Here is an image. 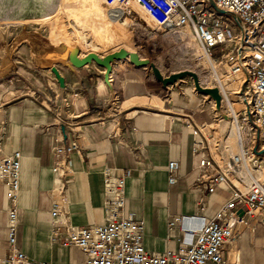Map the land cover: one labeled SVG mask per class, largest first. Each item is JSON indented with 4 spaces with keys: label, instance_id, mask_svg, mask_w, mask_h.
Segmentation results:
<instances>
[{
    "label": "crops",
    "instance_id": "crops-1",
    "mask_svg": "<svg viewBox=\"0 0 264 264\" xmlns=\"http://www.w3.org/2000/svg\"><path fill=\"white\" fill-rule=\"evenodd\" d=\"M66 49L27 43L0 49V161L16 151L21 155L17 248L34 264H81L84 256L76 247L51 241L53 229L63 235L69 227L104 224L102 173L130 169L125 215L144 222V249L159 255L176 249L186 233L180 224L169 227L174 217L210 220L229 198L221 184L208 192L205 179L213 171H202L198 164L202 158L218 161L221 142L235 148L233 123L226 115L219 121L210 99L186 82L164 86L151 71L130 67L128 61L114 62L106 72L95 63L70 70L54 61ZM53 66L64 88L52 74ZM187 117L208 141L199 153L193 147L203 138L186 127ZM72 142L81 153L70 156L71 172L59 180L51 168L60 157L52 148ZM170 161L179 163L173 185L168 184ZM5 193L0 183V260L9 252ZM61 197V222L55 223L51 207ZM183 225L197 226L192 221ZM221 254L224 264H264V227L249 220Z\"/></svg>",
    "mask_w": 264,
    "mask_h": 264
},
{
    "label": "built area",
    "instance_id": "built-area-1",
    "mask_svg": "<svg viewBox=\"0 0 264 264\" xmlns=\"http://www.w3.org/2000/svg\"><path fill=\"white\" fill-rule=\"evenodd\" d=\"M104 1L111 9H140L163 33L184 30L198 44V61L206 66L212 85L199 84L216 88L222 103L229 99L239 106L238 111L229 112L227 108L235 126V148L221 142L217 146L222 150L218 161L202 158L198 164L202 171H213L205 179L208 192H214L221 184L228 189L229 198L210 220L174 217L169 227L180 224L186 238L176 249L162 255L150 254L143 246L144 222L125 215V184L132 171L121 169L114 174L105 169V223L69 227L63 235L53 229L51 241L76 247L84 256L81 264H224L222 248L238 238L240 227L247 226L249 220H257L264 227V0H212L217 12L238 19L237 26L218 16L206 0ZM231 82L235 89L228 90ZM214 112L219 121L224 120L216 109ZM185 125L194 136L200 134L203 138L196 140L193 152L206 149L208 141L189 117ZM52 152L60 157L55 160L52 173L62 180L71 172L70 156L81 153V149L75 142L59 143ZM20 161L18 151L0 161V183L6 187L9 204V252L0 264H34L16 246ZM178 172L179 163L170 161L169 185L175 184ZM63 203L61 197L52 204L50 216L55 223L61 222ZM188 221L197 226H184Z\"/></svg>",
    "mask_w": 264,
    "mask_h": 264
},
{
    "label": "rangeland",
    "instance_id": "rangeland-1",
    "mask_svg": "<svg viewBox=\"0 0 264 264\" xmlns=\"http://www.w3.org/2000/svg\"><path fill=\"white\" fill-rule=\"evenodd\" d=\"M209 6L218 16L237 26L230 15L218 13L212 5ZM106 7L104 0H0V31L5 35L0 49L10 51L21 43L39 49L63 45L77 50L80 55L111 54L125 49L136 53L141 59H148L163 76L188 71L195 73L203 86L212 85L206 66L198 61V44L184 30L155 32L147 17L137 9L107 7L109 11ZM94 31L97 34L105 33L99 36ZM51 42H55L53 46ZM146 69L151 71L150 66ZM178 82H186L194 88L189 76ZM227 89H235L234 82L228 84ZM210 101L215 109L214 102ZM229 101L228 104L234 105L237 111L240 109ZM227 106L225 104L221 109L226 116ZM227 126H231V123Z\"/></svg>",
    "mask_w": 264,
    "mask_h": 264
},
{
    "label": "water",
    "instance_id": "water-1",
    "mask_svg": "<svg viewBox=\"0 0 264 264\" xmlns=\"http://www.w3.org/2000/svg\"><path fill=\"white\" fill-rule=\"evenodd\" d=\"M210 5L214 7V4L212 0H206ZM218 13L224 14L221 11H218ZM233 19L239 24V21L236 17H233ZM4 40V35L0 31V44ZM53 48H50L48 50H51ZM79 52L74 49H66V51L63 53V55L57 56V58L54 60L56 63L62 64L65 67H67L70 70H75L78 68H81L83 66H86L91 63H95L98 67L101 69H104L107 71V69L115 62L118 60L126 61L129 60L128 62L133 65L136 68H146L147 66H150L151 72L155 79L160 82L164 86H170L175 83H177L179 80H182L183 78L189 76L193 80V85L195 88V91L198 92L201 95L207 96L210 98L216 106V111L219 112V110L222 107V101H221V96L219 94V91L216 88H205L202 87L199 84L198 76L195 73L188 72V71H183L180 73L168 75V76H163L160 70L151 65L150 61L148 59H141L136 53H129L125 51L124 49H121L117 52L111 53L109 55H106L104 57H100L95 53H88L85 54L84 57L79 58ZM50 70L52 74L54 75L55 79L57 80L59 86L61 88H64V79L63 77L59 74L58 70L55 68V66L50 67ZM103 81L104 83L108 86V88L111 90V84L108 78V75L105 74L103 76ZM224 118V115L221 114Z\"/></svg>",
    "mask_w": 264,
    "mask_h": 264
},
{
    "label": "bare ground",
    "instance_id": "bare-ground-1",
    "mask_svg": "<svg viewBox=\"0 0 264 264\" xmlns=\"http://www.w3.org/2000/svg\"><path fill=\"white\" fill-rule=\"evenodd\" d=\"M139 12H141L143 15H144V13L140 10V9H137ZM146 16V15H145ZM148 19V18H147ZM148 21H150L149 19H148ZM57 22V21H56ZM150 23H151V27H152V29L155 31V32H163L157 25H155L154 23H152L151 21H150ZM54 24V23H53ZM55 27V26H54ZM58 28V27H57ZM61 28V27H60ZM63 29V28H62ZM63 33V32H62ZM61 33V34H62ZM121 50V49H120ZM125 50V49H124ZM126 51V50H125ZM128 52V51H127ZM129 53H132V52H129ZM120 61H122V60H118V61H115V63H118V62H120ZM108 71H110L111 70V66L107 69ZM228 103H230V101H229V99H228V102H226V103H223L222 104V107L226 104V105H228L227 107H228V109H229V112H232V111H234L235 110V108H234V105H229ZM218 114H222V112H221V109L219 110V112H218ZM229 119V118H228ZM225 126H227V123L225 124ZM233 127H234V130H235V126H234V124H233Z\"/></svg>",
    "mask_w": 264,
    "mask_h": 264
}]
</instances>
